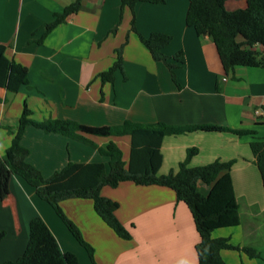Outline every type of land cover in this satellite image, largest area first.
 Masks as SVG:
<instances>
[{
	"label": "crops",
	"instance_id": "0c3cea01",
	"mask_svg": "<svg viewBox=\"0 0 264 264\" xmlns=\"http://www.w3.org/2000/svg\"><path fill=\"white\" fill-rule=\"evenodd\" d=\"M75 0H0V44L7 56L28 68L29 83L14 92L0 86V155L11 145L24 102L32 118L73 119L92 126L116 125L125 120L173 125L211 123L237 129H256L264 137V68L237 65L224 71L214 39L198 35L186 24L188 0L164 3L139 2L134 11L121 0H82V8L58 24L45 37V24ZM235 10L247 0H227ZM135 19L137 31L132 29ZM116 29V31H113ZM171 34L165 47L172 56L184 51L185 62L176 69L182 85L172 78L168 66L153 58L139 33ZM128 37V40H127ZM123 49V69L114 81L102 82ZM258 50L263 46L258 44ZM35 101V103H34ZM101 146L115 141L130 159V136L101 137L82 133ZM250 135L232 132L192 131L163 138V162L159 174L177 172L191 147L198 152L190 166L216 160H236L230 170L239 205L240 223L216 228L212 236L227 237L235 246L259 252L251 257L243 249H223L225 264H264V184L250 142ZM22 143L28 160L44 177L62 169L70 160L104 162L109 157L90 144L60 133L28 126ZM207 194L211 186L200 181ZM102 195L119 203L117 217L132 234L120 237L95 211L93 199L69 198L61 202L67 216L94 248V260L77 241L54 208L37 195L34 186L20 175L10 180V193L0 201V264L18 258L29 241V224L41 216L61 249L77 255L80 264H199L196 244L200 235L193 215L175 191L161 185H138L133 181L104 186Z\"/></svg>",
	"mask_w": 264,
	"mask_h": 264
},
{
	"label": "trees",
	"instance_id": "16d2710c",
	"mask_svg": "<svg viewBox=\"0 0 264 264\" xmlns=\"http://www.w3.org/2000/svg\"><path fill=\"white\" fill-rule=\"evenodd\" d=\"M188 1L186 24L193 27L198 35L210 34L213 37L225 72L228 73L237 65L264 68V0H247L246 7L235 10L226 7L227 0ZM139 2L164 3L165 0H121L122 9L128 6L134 11L135 5ZM81 8L82 0H75L62 12L55 13V19L45 24L46 31L43 37ZM132 29L137 31L134 17ZM139 37L155 60L165 62L175 83L182 87L176 69L185 62L184 51L180 50L172 56L164 51L173 36L164 32H152L149 36L139 33ZM125 44L126 42L116 49L117 57L113 65L99 74L103 83L113 82L115 71L118 68L123 69ZM258 44L263 46V50L257 49ZM6 52L7 46L0 44V86L17 92L21 86L29 83L28 68L9 58ZM32 113L25 101L18 125L14 129L10 126L7 128L13 138L5 154L0 155V201L7 198L10 193L11 177L20 175L35 187L40 198L54 208L92 260L94 248L67 216L61 202L69 198L93 199L95 211L99 216L120 237L130 239L131 232L116 215L119 203L101 193L104 186L116 187L124 181H133L138 185L155 184L169 187L175 191L178 200L187 204L200 235V240L196 244L199 264H225L221 255L223 249H243L251 257L260 256L253 248H241L231 244L227 237L212 236L216 228L240 223L239 205L230 175L231 167L236 160H216L204 165L190 166V159L198 152L197 147H191L177 172L158 173L163 162L161 145L165 136L197 130L226 131L239 136L253 137L250 145L264 184V137L258 136L256 129H237L211 123L173 125L161 121L143 123L132 120H125L116 125L92 126L73 119L50 117L35 120ZM28 126H35L47 133H60L92 145L101 154L109 157V168L101 161L70 160L62 169L49 177H44L41 170L28 160L30 150L22 143ZM82 133L101 137L130 136L129 161L123 159V151L115 141L101 146ZM200 181L211 186L207 194L199 189ZM29 232V241L24 252L18 258L7 260L3 264H80L75 253L64 252L61 249L57 238L41 216L31 219ZM4 236L5 231L0 228V241Z\"/></svg>",
	"mask_w": 264,
	"mask_h": 264
},
{
	"label": "rangeland",
	"instance_id": "374dc122",
	"mask_svg": "<svg viewBox=\"0 0 264 264\" xmlns=\"http://www.w3.org/2000/svg\"><path fill=\"white\" fill-rule=\"evenodd\" d=\"M230 9H232L231 6H229V10H230ZM34 103H35V101H34Z\"/></svg>",
	"mask_w": 264,
	"mask_h": 264
}]
</instances>
